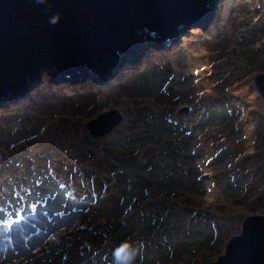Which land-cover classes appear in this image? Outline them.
<instances>
[{"label": "rangeland", "instance_id": "rangeland-1", "mask_svg": "<svg viewBox=\"0 0 264 264\" xmlns=\"http://www.w3.org/2000/svg\"><path fill=\"white\" fill-rule=\"evenodd\" d=\"M215 12L211 29H184L176 45L149 47L97 86L64 89L39 74L25 103L0 117V188L17 183L38 202L32 211L0 197V264H51L60 253L59 264H116L123 242L133 264H212L247 216L264 215L241 84L264 72V0ZM112 110L120 123L93 138L86 125ZM42 164L51 175L69 170V188H89V201L48 197L39 172L31 182L13 176ZM12 209L15 219L1 223Z\"/></svg>", "mask_w": 264, "mask_h": 264}, {"label": "water", "instance_id": "water-1", "mask_svg": "<svg viewBox=\"0 0 264 264\" xmlns=\"http://www.w3.org/2000/svg\"><path fill=\"white\" fill-rule=\"evenodd\" d=\"M227 1L0 0V117L25 103L39 74L49 84L72 89L111 81L149 47L174 44L184 29L195 36ZM241 84L264 185V72L242 77ZM121 119L117 111H107L86 127L99 138ZM226 242L212 264H264V215L247 216Z\"/></svg>", "mask_w": 264, "mask_h": 264}, {"label": "trees", "instance_id": "trees-1", "mask_svg": "<svg viewBox=\"0 0 264 264\" xmlns=\"http://www.w3.org/2000/svg\"><path fill=\"white\" fill-rule=\"evenodd\" d=\"M211 26L213 27V25L211 24ZM3 104L1 103L0 106H2ZM180 122V124L178 123ZM177 126H180L181 125V121H177L176 122ZM177 128V127H175ZM2 132V131H1ZM94 138V137H93ZM92 138V139H93ZM26 147V146H25ZM24 151V150H22ZM84 154H86L87 152H83ZM25 159H29V157L27 158L24 157ZM67 159L69 160V158L67 157ZM72 159V157L70 158ZM60 160V158H59ZM12 162L9 163V165H6V167H8L7 169L6 168H3L2 166V170L3 171H12V169L14 170V166H11ZM69 163V162H68ZM67 163V164H68ZM11 164V165H10ZM70 166V164H68ZM36 166V165H35ZM32 167V166H31ZM31 167L29 168V165L26 167L27 170L25 171H20L18 172L15 171L13 172V176L16 178L17 181H19L20 179H30L29 182L31 181H34V178H32V176L35 174V173H38L41 174L42 176L41 177H44V180H40V183L41 182H44L45 181V177L48 176L50 178V180H46V183L45 185L48 187L47 189H49L48 193L46 194L48 197H52L54 199V196H58V194H60L63 198L64 197H68L69 199H72L73 197H76L77 199L75 200L77 202L79 201H89V198H91V190L89 188H82V186L79 187V185H76L74 184L72 187L75 188L73 192H70V189L72 187L69 188V183H70V172L69 170H66V171H62V175H60L58 173V171L56 170V173H53L52 175L50 173H48V170H47V166L45 164H42V165H38V167H35L33 169H31ZM71 167V166H70ZM29 168V169H28ZM39 168V170H38ZM88 169V170H87ZM86 169V172L89 173V169L90 167H88ZM29 170V171H28ZM31 170V171H30ZM73 173V172H71ZM18 176V177H17ZM15 181V180H14ZM96 181H99V178H96ZM97 183V187H99V183ZM38 186V185H36ZM40 186V185H39ZM39 186L37 188H39ZM13 187H17V183L12 185V187H6L3 189V187L0 188V197L1 199H3L5 201V199L7 200L8 198L9 199H12L14 200V204H20V203H23L22 201L24 200H28V195H26V191L21 188V189H14ZM50 188L53 189V194L51 193V190ZM101 187H99V190H100ZM79 190V191H78ZM106 190V189H104ZM15 191V192H14ZM82 191V192H81ZM59 192V193H57ZM90 196V197H89ZM47 201V200H46ZM50 202V201H49ZM24 207H28L30 208L29 205L27 204H22ZM82 209V208H81ZM16 213L13 212L12 214V220L15 219L14 217L16 216L15 215ZM1 216H5L4 214H0ZM11 215V214H10ZM14 216V217H13ZM12 220H8V222L12 221ZM5 221V219L3 220V222ZM74 245V243L72 244ZM61 255H63L62 253L60 254H54L53 256H51V258H49V262L51 264H59V259H61Z\"/></svg>", "mask_w": 264, "mask_h": 264}, {"label": "clouds", "instance_id": "clouds-1", "mask_svg": "<svg viewBox=\"0 0 264 264\" xmlns=\"http://www.w3.org/2000/svg\"><path fill=\"white\" fill-rule=\"evenodd\" d=\"M114 259L116 264H133L135 250L128 242H123L114 250Z\"/></svg>", "mask_w": 264, "mask_h": 264}, {"label": "bare ground", "instance_id": "bare-ground-1", "mask_svg": "<svg viewBox=\"0 0 264 264\" xmlns=\"http://www.w3.org/2000/svg\"><path fill=\"white\" fill-rule=\"evenodd\" d=\"M211 22H212V21H211ZM209 24H211V23H209ZM209 24H208L207 26L203 27V28H202V31H203L204 29H205L206 31L209 30V29H211L210 27H212V26L209 25ZM180 28H181V27H180ZM206 28H207V29H206ZM208 28H209V29H208ZM227 30H228V33L231 34V33H230V31H231L230 27H229ZM204 32H205V31H204ZM179 40H180V39H179ZM145 42H146L147 44H151L150 42H147V41H145ZM178 42H179V41L175 42L174 44H171V41H170V42L167 41V42L164 43L163 45H160L159 48H164V49L166 48V49H168L169 46H172V45L174 46V45H176ZM150 48L155 49V51L158 50V48L155 47V46H154V47H150ZM148 49H149V48H148ZM148 49H147V50H148ZM135 60H136V59H133L131 62H134ZM125 64H126V63H125ZM63 88L65 89L66 87H63ZM62 91H63V90H62ZM111 92H112V90H111ZM113 98H114V97H113ZM110 100H112V99H110ZM121 100L124 101V103H129V101H131V100L128 99V98L126 99L125 96H123V97L121 98ZM230 204H231V203H230Z\"/></svg>", "mask_w": 264, "mask_h": 264}]
</instances>
